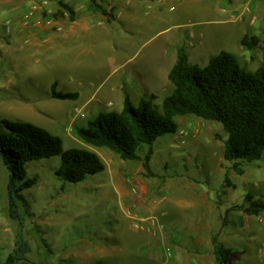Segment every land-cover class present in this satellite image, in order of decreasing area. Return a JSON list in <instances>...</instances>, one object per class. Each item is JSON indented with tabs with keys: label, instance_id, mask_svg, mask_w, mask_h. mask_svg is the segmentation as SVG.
<instances>
[{
	"label": "rangeland",
	"instance_id": "obj_1",
	"mask_svg": "<svg viewBox=\"0 0 264 264\" xmlns=\"http://www.w3.org/2000/svg\"><path fill=\"white\" fill-rule=\"evenodd\" d=\"M29 1L32 5L28 1L21 4L23 13L17 21L24 23L27 16L43 22L49 17L75 18L73 10L72 15L61 6L62 1L70 7L64 0H51L52 11L41 8L39 0ZM237 1L236 16L249 23L248 33L261 40L256 50L247 51L241 46L245 23L235 25L236 30L232 25L221 26L199 16L203 27L196 29L197 34L204 28L205 35L191 39L177 32L176 14L165 7L162 13L153 10L154 15L162 17L160 21L140 17L118 24L116 32L103 27L98 38L101 45L111 49L97 54L88 47L79 58L68 57L59 64L52 58L59 48L41 44L27 30L15 34L9 27L11 15L0 4V122L31 123L60 137L64 150L93 151L105 164L103 172L74 184L56 175L61 164L59 156L29 163L27 177L36 179V184L21 192L22 221H15L9 216L10 173L0 158V264L16 256L20 240L30 247L28 261L14 264H218L213 235L234 252L230 264L248 263L244 249L264 240V223L247 212L254 202L264 204V158L239 161L238 168L244 173L238 174L234 163L224 159L227 135L220 124L194 116L177 117V133L139 150L143 159L152 150L153 177L144 170L143 160L124 161L109 149L84 143L75 132L101 112L122 111L121 98L125 95L136 105L143 98L155 96L154 104L161 110L164 99L173 92L167 77L151 84L157 92H144L132 83L122 88L115 84L116 77L104 84L105 77L114 71L110 57L121 65L144 47L141 59L169 39L170 48L181 41L190 62L199 67H205L222 51L232 53L248 72L264 64V0ZM100 2L109 14V7ZM228 2L210 3L226 18L231 13L226 16L220 10L234 9L230 6L233 0ZM245 8L253 12L240 17ZM94 9L95 14L104 17L97 7ZM255 11L263 14L254 16L253 23ZM103 19L105 25H113L108 16ZM89 39L87 44L92 46ZM193 43L195 48H191ZM174 51L171 67L177 60ZM55 84L58 92L78 93L79 99H53ZM226 173L232 186L225 183Z\"/></svg>",
	"mask_w": 264,
	"mask_h": 264
},
{
	"label": "trees",
	"instance_id": "obj_2",
	"mask_svg": "<svg viewBox=\"0 0 264 264\" xmlns=\"http://www.w3.org/2000/svg\"><path fill=\"white\" fill-rule=\"evenodd\" d=\"M101 0H91L112 20L110 13L99 6ZM61 6L73 15L72 9L64 2ZM259 37L247 33L241 46L252 51L260 47ZM169 81L173 92L164 99L162 109L154 104L155 96L143 98L136 105L125 95L122 111L101 112L85 127L76 128V135L86 144L95 148L113 151L124 161H142L150 177L152 150L143 159L141 147L153 144L161 137L178 131L177 117L194 116L204 121L218 123L227 138L224 141V159L234 163L238 174L244 172L239 161H260L264 157V64L255 71L242 68L230 52L222 51L212 57L205 67L193 65L184 46L177 52ZM51 97L58 100H77L78 93L58 92L56 84ZM59 156L61 164L56 175L69 183H81L88 176L105 170L100 156L86 149H63L60 137L27 122L3 120L0 122V158L10 173L9 216L22 221L19 201L21 192L32 188L36 179L27 177V165L43 159ZM17 182L19 185L17 186ZM225 183L232 186L226 173ZM249 198L251 196L249 195ZM264 210L262 202H254L247 212L259 216ZM213 252L218 264H230L234 252L221 244L219 237L211 238ZM29 245L20 240L15 255L5 264L28 261Z\"/></svg>",
	"mask_w": 264,
	"mask_h": 264
},
{
	"label": "crops",
	"instance_id": "obj_3",
	"mask_svg": "<svg viewBox=\"0 0 264 264\" xmlns=\"http://www.w3.org/2000/svg\"><path fill=\"white\" fill-rule=\"evenodd\" d=\"M23 1H28L29 4L32 3V1L29 0H22L21 2H15V0H0V4L4 6L3 9L6 8L11 15L12 25L9 27H13L15 34L17 31L27 30L41 44L48 43L51 45V48H59L56 54L57 56L52 55V58L57 62V64H59L58 62L60 60L65 58L67 59L68 57L70 58L74 56L79 58L80 56L84 55L88 49H90L88 47H91V49L95 50L97 54H102L104 49H111V46L104 47L101 45V41L98 38L100 29L103 27L106 28L105 26L115 29V27L117 28L118 24L122 26L125 25L129 20H137L140 17L147 18L145 21H148V18H154L155 20L157 19V21H160L162 20V17L156 14L154 15L153 10H158L160 13H162L165 11V7L169 10V12L176 14L179 24L175 25V28L178 33L186 36V38L190 37L191 39H196L197 35L200 38H202L203 34L205 35L204 28L199 34H197L198 31L196 29L203 27L202 22L198 20L199 16L210 18L212 23H219L221 26L232 25L236 30L238 29L235 27V25L245 23L247 27L244 26L243 30H241L242 37L240 42L248 33L249 29V23L244 22L241 18L238 19L235 14V12L239 9V2L237 0H233V2L230 4V6L234 9L228 11L225 8H221L220 12L222 14H226L227 16L229 13H231V16L226 18L220 16L219 12L213 8V4L210 2H214L215 0H101L102 3L99 1L101 4L107 5L110 10L113 9L114 17L112 18V26L105 25V19L103 18L108 15L104 14L103 17L95 14V9L91 3V0H64L70 5L75 13V18L72 19H57L49 17L45 20V22H43L39 18H28L24 21V23H22L17 20L23 13V7L21 5ZM33 3L35 4V2ZM38 3L41 4V8H48L51 11L53 9L51 0H39ZM144 4L146 5L144 6ZM28 9L25 12H28ZM252 12V9L245 8L244 11L240 13V17H243L246 13L251 14ZM254 13L255 14L251 19L253 20V23L255 19L254 16H261L263 11H255ZM4 27L7 26H3V28ZM183 29L188 30L184 31ZM182 30L183 32H181ZM114 32H116V29ZM224 33L226 34V32ZM89 37L94 38L89 39ZM87 39L92 40V46H88ZM180 42L181 41L173 46V48H170L169 39L164 40L140 59L139 55L144 49V47H142L138 55L131 58L130 62L125 61L121 65L116 64L114 59L110 57L109 63L110 66L115 65L114 71L105 77L103 83L107 84L112 78L115 79L116 77L115 84L121 85L122 88L125 85L132 83L137 89H142L144 92L156 91L151 89L150 86H152L151 84L155 83L157 80L162 82L165 77L168 78L169 73L174 66L173 65L171 67L173 59L171 58L172 49L175 51L177 50L178 52V49L181 47ZM183 44L185 45V43ZM118 47L114 46V49L119 50ZM191 48H195L194 43ZM129 66L130 68L128 69ZM121 99L123 100L124 98ZM109 105H113V103H109ZM257 217H259L260 221L264 223V210ZM254 242L255 240L251 241V243ZM246 248L248 249H244L243 254H247L249 256L247 264H264V240L257 241V244L247 246Z\"/></svg>",
	"mask_w": 264,
	"mask_h": 264
},
{
	"label": "built area",
	"instance_id": "obj_4",
	"mask_svg": "<svg viewBox=\"0 0 264 264\" xmlns=\"http://www.w3.org/2000/svg\"><path fill=\"white\" fill-rule=\"evenodd\" d=\"M30 18L29 16L26 17V19Z\"/></svg>",
	"mask_w": 264,
	"mask_h": 264
}]
</instances>
